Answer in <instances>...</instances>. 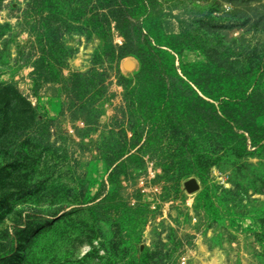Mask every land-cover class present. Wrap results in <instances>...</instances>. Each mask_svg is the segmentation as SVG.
<instances>
[{"label":"rangeland","instance_id":"rangeland-1","mask_svg":"<svg viewBox=\"0 0 264 264\" xmlns=\"http://www.w3.org/2000/svg\"><path fill=\"white\" fill-rule=\"evenodd\" d=\"M0 264H264V0H0Z\"/></svg>","mask_w":264,"mask_h":264}]
</instances>
